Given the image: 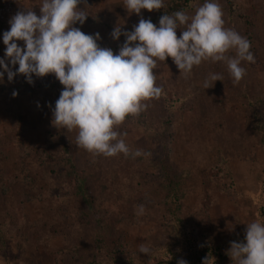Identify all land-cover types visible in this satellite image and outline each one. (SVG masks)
<instances>
[{"label":"rangeland","instance_id":"rangeland-1","mask_svg":"<svg viewBox=\"0 0 264 264\" xmlns=\"http://www.w3.org/2000/svg\"><path fill=\"white\" fill-rule=\"evenodd\" d=\"M175 1L137 14L123 0H87L89 15L74 26L99 33L97 43L118 54L126 37L112 38L116 26L132 31L141 16L159 26ZM218 2L224 26L250 41L255 62H241L246 74L235 84L223 62L203 61L188 78L171 57L158 62L163 94L118 129L128 156H94L76 146L75 130L52 124L64 88L54 73L32 74L33 83L17 73L9 81L0 66V264H118L110 255L118 236L129 242L125 262H146L151 254L180 253L192 226L228 250L247 223L264 222V0ZM40 3L0 0V59L14 72L19 65L5 57L3 33L17 11L39 14ZM203 3L191 0L184 12ZM209 73L223 81L205 89ZM136 150L143 154L131 155ZM141 204L146 211L137 216Z\"/></svg>","mask_w":264,"mask_h":264},{"label":"clouds","instance_id":"clouds-1","mask_svg":"<svg viewBox=\"0 0 264 264\" xmlns=\"http://www.w3.org/2000/svg\"><path fill=\"white\" fill-rule=\"evenodd\" d=\"M81 2L41 0L39 14L27 7L17 11L9 20L10 30L3 33V43L5 57L19 67L14 72L5 59H0V66L7 72L9 81L17 73L24 74L29 83H33L32 74L43 77L54 73L64 88L52 109L51 122L68 132L75 130L76 146L94 156L130 154L122 138L124 134L118 129L127 117L139 116L147 110L150 101L163 94L153 71L158 62L171 57L185 78L203 61L223 62L234 84L246 74L241 62H255L250 41L224 26V13L218 0H204L192 15L183 10L164 14L159 26L143 16L132 31L122 32L116 26L112 38L126 37L118 54L97 43L99 33L86 34L74 26L77 22L82 25L89 15L87 0H83L84 8L78 7ZM123 5L137 14L142 9L152 11L165 6L164 0H123ZM21 40L24 47L17 43ZM230 51L235 55H229ZM3 75L0 71V78ZM215 81H223V76L209 73L203 87H212L211 82ZM142 154L140 150L131 153ZM145 211L141 204L136 215L142 216ZM230 244L227 254L236 264H264V222L247 223L244 239ZM139 251L147 255L151 249L141 244ZM207 261L208 258L203 264ZM178 264L187 261L181 259Z\"/></svg>","mask_w":264,"mask_h":264},{"label":"trees","instance_id":"trees-1","mask_svg":"<svg viewBox=\"0 0 264 264\" xmlns=\"http://www.w3.org/2000/svg\"><path fill=\"white\" fill-rule=\"evenodd\" d=\"M231 0H229V3ZM191 0H176L170 6L166 7L159 15L158 20L164 14H173L178 10H186L190 5ZM232 5V3H231ZM166 177V174H165ZM173 181H169L172 184ZM174 184V183H173ZM89 199L86 198V201ZM199 230L195 226L190 228L186 227L185 233L182 235L181 252L175 253L171 257H167L164 254H151L148 256L146 262H136L133 256H130L127 262L124 261V253H128L127 244L123 236H118L116 239V245L110 252V255L115 257L118 264H178V261L183 259L187 261V264H203V261L208 258L207 264H231V257L227 254L228 250L224 248L222 244H214L199 236ZM244 239L242 236L234 237V241L240 242ZM98 242V241H97ZM121 244L123 246H119ZM127 248V249H126ZM130 254V253H129ZM87 264H95V262H88Z\"/></svg>","mask_w":264,"mask_h":264}]
</instances>
